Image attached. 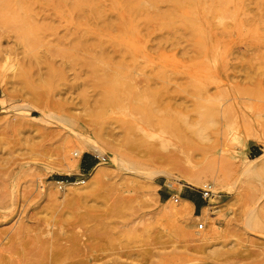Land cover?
I'll list each match as a JSON object with an SVG mask.
<instances>
[{
  "label": "rangeland",
  "instance_id": "374dc122",
  "mask_svg": "<svg viewBox=\"0 0 264 264\" xmlns=\"http://www.w3.org/2000/svg\"><path fill=\"white\" fill-rule=\"evenodd\" d=\"M23 1L0 22V264H264V0Z\"/></svg>",
  "mask_w": 264,
  "mask_h": 264
},
{
  "label": "bare ground",
  "instance_id": "6f19581e",
  "mask_svg": "<svg viewBox=\"0 0 264 264\" xmlns=\"http://www.w3.org/2000/svg\"><path fill=\"white\" fill-rule=\"evenodd\" d=\"M87 1V0H86ZM85 0H84V2L82 1L81 2V0H80V2H81V4L79 3V5H81V6H79L78 8H81L83 5H85V4H89V2L87 1L86 2ZM95 0H93V2H94ZM158 1V0H157ZM185 1H190V0H185ZM192 1V0H191ZM92 1H91V3H93ZM161 2V1H160ZM117 3V2H116ZM128 3V2H127ZM165 3H167L168 5H169V8H170V11L172 12V14H174V15H176V14H178V0H166L165 1ZM118 4V3H117ZM133 4V3H132ZM159 5V4H158ZM129 6H132V5H129ZM84 7H86V6H84ZM87 7H88V5H87ZM119 7V6H118ZM135 7L136 6H134L133 8H131L132 9V11H133V9H135ZM27 8H29V4L27 5V3H25L23 0H0V22L1 23H3V25H7V24H9V22L10 23H12L13 25H15V27H17V29H18V27L20 28V26L21 25H24L25 24V21L24 20H22V18L20 19V15L18 14L19 12L18 11H20V10H22V9H24V10H26ZM117 8V7H116ZM81 9H83V8H81ZM131 11V10H130ZM166 12V11H165ZM171 12H169V13H167V15H163L162 14V16H158V18H160L161 19V21L163 22V20L165 21L166 19H167V17H169V15H170V13ZM119 13V12H118ZM166 14V13H165ZM169 14V15H168ZM96 15H97V13H96ZM123 17H125V16H123ZM83 18V17H82ZM175 18H176V16H175ZM79 19V18H78ZM177 19H178V15H177ZM2 20V21H1ZM113 20V19H112ZM173 20V19H172ZM3 21H5V22H3ZM81 23H83L82 21H80ZM167 22V21H166ZM4 23H6V24H4ZM88 23V22H87ZM127 23L131 26V28L132 27H135L136 26V21H135V19H134V17H129V20L127 19ZM127 23H125V25L127 24ZM11 24V25H12ZM85 24V23H84ZM83 24V25H84ZM169 24V23H168ZM115 25H117V24H115V23H108V28H111V27H115ZM129 25H126L127 27L129 26ZM162 25V24H161ZM9 26V25H8ZM125 26V27H126ZM11 27V26H10ZM12 27H14V26H12ZM34 27V26H33ZM107 27V26H106ZM120 27V26H119ZM23 28V27H22ZM20 29L19 30V32L21 31L22 32V30L24 29ZM124 28V27H123ZM130 28V29H131ZM174 28V27H173ZM81 29V28H80ZM126 29V28H125ZM124 29V30H125ZM170 29V28H169ZM41 30V29H40ZM127 30V29H126ZM131 30H133V29H131ZM130 30V31H131ZM100 31H102V32H104L102 29L100 30ZM134 31H135V28H134ZM38 32V31H37ZM108 32V31H107ZM109 33V32H108ZM136 33V32H135ZM111 34H113V33H111ZM109 35V34H108ZM122 35V34H121ZM110 36V35H109ZM123 37H121V38H123L124 40H126V37H127V35L125 36L124 34L122 35ZM135 36H137V35H135ZM117 37L118 36H116V38L114 39L115 41H116V39H117ZM132 39V38H131ZM127 40H130V38L129 39H127ZM131 42V41H130ZM79 43V42H78ZM129 43V42H128ZM132 43V42H131ZM85 45H86V43H84V42H81V43H79V47H85ZM117 45V44H116ZM74 46V45H73ZM76 46V45H75ZM129 45H127V47H128ZM131 46L133 47V45L131 44ZM73 48V47H72ZM77 48V47H76ZM86 48V47H85ZM134 51V50H133ZM75 51H73V53H74ZM127 52V51H126ZM66 54H65V56L66 57H68L67 55H69L70 54V51H69V53H67V51L65 52ZM63 54V56H64V52L62 53ZM71 54H72V52H71ZM71 57H75V55L73 54V55H70ZM122 56V55H121ZM123 56H125V55H123ZM109 60V59H108ZM107 62H109V61H107ZM76 66H77V63H76ZM78 67H80L79 65H78ZM84 67V66H83ZM95 73H97V71H96V69H94V71H93V74H95ZM119 75V74H118ZM0 82H3V84H4V96L3 97H0V102L1 103H4L5 102V99H4V97H6L7 95H8V83L6 82V76L5 75H3V74H0ZM1 84V83H0ZM3 86V85H2ZM117 91V90H116ZM116 91H115V94H113V96L114 97H116L117 95H116ZM153 92V91H152ZM155 92V91H154ZM154 95H155V93H153ZM153 95V96H154ZM163 95V94H162ZM112 96V97H113ZM152 96V97H153ZM156 96V98H158L157 99V102H162V100H161V98H159L160 97V95H155ZM164 96V95H163ZM113 97V98H114ZM149 98V97H148ZM147 98V99H148ZM154 98V97H153ZM163 98V97H162ZM150 99V98H149ZM148 99V100H149ZM155 99V98H154ZM151 100V99H150ZM149 100V101H150ZM149 101H147V103H149ZM153 101V100H152ZM155 102H156V100H155ZM146 103V102H145ZM145 103H142L141 104V108L142 107H144L143 108V110H145L146 111V107H145ZM163 103V102H162ZM143 104H145V105H143ZM151 105H153V107H154V104L153 103H150ZM164 104H166V102L164 103ZM147 107H149V106H147ZM157 108H158V106L155 108V109H153L154 111H156L157 112ZM168 109V108H167ZM158 110L160 111V109L158 108ZM163 110V109H162ZM161 110V112H163ZM158 111V112H159ZM149 112H150V109H149ZM152 112V111H151ZM160 112V113H161ZM151 116V115H150ZM177 116V115H176ZM152 117V116H151ZM154 117V116H153ZM152 117V119H153V121L151 120L150 122H146L145 124H142V125H137L135 128L136 129H138L139 131H142L144 134H146V135H149V133H150V129L152 128V127H155V126H157L155 123H157V122H155L154 123V121H156V118L158 119L159 117H156L155 119ZM162 118V117H161ZM161 118H160V120H161ZM174 118V117H173ZM163 119V118H162ZM166 119V118H165ZM171 120V119H170ZM159 122V121H158ZM160 122H162V121H160ZM168 122V121H167ZM163 123L164 122H162L161 124L163 125ZM158 125H161V124H159V123H157ZM155 125V126H154ZM168 125V124H167ZM196 148V149H195ZM199 148H197V147H194V149H191V148H187V149H185V148H181L179 151H178V153H180V155L178 156V161H182L183 160V162L186 164H188V166H187V169H184L183 171H184V173H182V180L186 183V184H189V185H191V186H195V185H200V184H202L203 185V187L206 185L205 183H203L204 182V180H206L207 179V177L205 176L208 172L206 171V170H201V171H198V169L197 170H195V168L196 167H194V165H193V158H194V153L196 154V152H195V150H198ZM78 151L79 150H76V152H74L75 154H76V156L78 155ZM199 151V150H198ZM259 159V158H258ZM175 160V159H174ZM102 167V165H101V163H99V164H97L96 165V167L93 169V171H92V173L90 174V183L92 182L93 184H95L94 186H96V184L98 183V181H99V175H100V173H101V168ZM188 168H189V170H188ZM182 169V168H181ZM180 169V170H181ZM188 172V173H187ZM80 184V182H77V183H74L73 185L74 186H78ZM91 185V184H90ZM215 195H216V193H214ZM214 199H211L209 202H210V204L209 205H207V206H204L203 208H202V210H203V212L204 213H212V210H213V206H212V201H213ZM182 201V203L178 206H176V205H174V206H172L171 204H170V202H168V209H169V211L172 213L171 215H173V216H180V215H184L185 213H188V212H190L191 210H193L194 209V204L192 203V202H190V201H188V200H186V199H182L181 200ZM176 206V207H175ZM92 246V245H91ZM61 248V247H60ZM90 248V247H89ZM95 248V247H94ZM86 250V249H85ZM85 250H83L82 252H84ZM88 250H93V249H88ZM88 250H86L85 252L87 253V254H85L84 253V255H85V257L87 258V260L86 261H78V262H76V263H72L71 262V264H91L92 262H96L97 260H98V256H94L92 253H89V251ZM81 250H79V252H80ZM76 252H78L76 249L74 250V251H72V250H67L65 253H63V256H64V260H68V259H70L71 260V258H76L77 257V255L79 254V252L78 253H76ZM90 252H92V251H90ZM61 256H62V254H61ZM79 257V256H78ZM94 258V259H90V258ZM63 260V259H62ZM58 261H59V258H58ZM57 261V262H58ZM69 261V260H68ZM64 262V261H63ZM98 262V261H97ZM59 263H60V261H59Z\"/></svg>",
  "mask_w": 264,
  "mask_h": 264
},
{
  "label": "built area",
  "instance_id": "2783aa9c",
  "mask_svg": "<svg viewBox=\"0 0 264 264\" xmlns=\"http://www.w3.org/2000/svg\"><path fill=\"white\" fill-rule=\"evenodd\" d=\"M215 192L213 191V187L210 184H206L202 189H201V197L203 200H211L215 197ZM175 202H179V198H175ZM204 228V223L200 224V229Z\"/></svg>",
  "mask_w": 264,
  "mask_h": 264
},
{
  "label": "crops",
  "instance_id": "0c3cea01",
  "mask_svg": "<svg viewBox=\"0 0 264 264\" xmlns=\"http://www.w3.org/2000/svg\"><path fill=\"white\" fill-rule=\"evenodd\" d=\"M93 167H94V164L91 161H85L83 164L82 170L84 172H89L91 169H93ZM184 199L192 202L194 206L196 207V209L202 207L201 203L195 197L191 195H186Z\"/></svg>",
  "mask_w": 264,
  "mask_h": 264
}]
</instances>
